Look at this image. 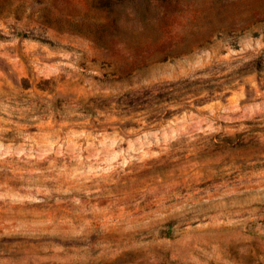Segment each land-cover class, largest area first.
<instances>
[{
    "label": "rangeland",
    "instance_id": "rangeland-1",
    "mask_svg": "<svg viewBox=\"0 0 264 264\" xmlns=\"http://www.w3.org/2000/svg\"><path fill=\"white\" fill-rule=\"evenodd\" d=\"M0 264H264V0H0Z\"/></svg>",
    "mask_w": 264,
    "mask_h": 264
}]
</instances>
